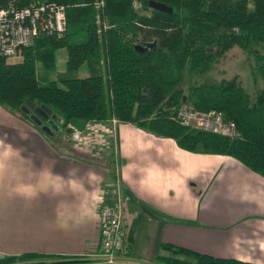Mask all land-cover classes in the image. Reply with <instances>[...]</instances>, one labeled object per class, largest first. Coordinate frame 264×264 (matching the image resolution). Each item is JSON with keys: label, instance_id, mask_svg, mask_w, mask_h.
<instances>
[{"label": "trees", "instance_id": "obj_1", "mask_svg": "<svg viewBox=\"0 0 264 264\" xmlns=\"http://www.w3.org/2000/svg\"><path fill=\"white\" fill-rule=\"evenodd\" d=\"M67 5L66 26L58 38L38 37L15 63L0 57V105L20 111L30 100L60 117L58 129H83L90 121L112 118L157 137L171 138L186 151L229 156L264 178V0H103L98 26L95 0H38ZM164 4L170 13L149 8ZM31 0H0V8L27 6ZM132 2L138 5L132 7ZM98 26V29H97ZM233 44L254 60L262 87L249 96L232 80L203 82L183 91L185 66L205 73ZM147 45H150L147 47ZM142 47H146L145 50ZM65 48L64 74L46 79L36 63L53 67L55 49ZM84 65L87 74L75 75ZM214 110L232 134L224 136L183 126L178 110ZM27 112V113H25ZM71 126V128L69 127ZM38 128L41 130L40 126ZM126 254L129 250L125 246ZM42 254L0 258V264H81L83 258L44 262ZM156 264H254L201 254L167 243L158 245Z\"/></svg>", "mask_w": 264, "mask_h": 264}, {"label": "crops", "instance_id": "obj_2", "mask_svg": "<svg viewBox=\"0 0 264 264\" xmlns=\"http://www.w3.org/2000/svg\"><path fill=\"white\" fill-rule=\"evenodd\" d=\"M85 125L74 140L75 128L47 133L0 105V258L34 253L44 262L107 264L92 259L97 211L117 181L130 253L112 264H156L160 243L264 264L263 177L130 123Z\"/></svg>", "mask_w": 264, "mask_h": 264}, {"label": "built area", "instance_id": "obj_3", "mask_svg": "<svg viewBox=\"0 0 264 264\" xmlns=\"http://www.w3.org/2000/svg\"><path fill=\"white\" fill-rule=\"evenodd\" d=\"M67 5L53 2H31L22 8L11 5L0 8V57H21V50L33 44L38 37L52 36L58 38L65 30V8ZM98 10L96 20L100 26L103 0H96ZM134 9L138 8L132 2ZM104 28V27H103ZM176 119L183 126L209 131L215 134L230 136L232 127L224 123L219 113L214 110L197 111L188 105H183L176 114ZM110 122L118 123L112 118ZM86 127V125H85ZM91 126L87 125L86 129ZM79 131L74 130V140L79 139ZM103 193L100 192L101 196ZM107 198H99L97 211L98 220V249L92 255L94 261L112 264L126 256L123 243V230L121 225V210L123 204L122 194L117 181L110 185Z\"/></svg>", "mask_w": 264, "mask_h": 264}, {"label": "rangeland", "instance_id": "obj_4", "mask_svg": "<svg viewBox=\"0 0 264 264\" xmlns=\"http://www.w3.org/2000/svg\"><path fill=\"white\" fill-rule=\"evenodd\" d=\"M95 2L93 3L94 6ZM185 2L193 6L198 5V0H185ZM100 26L104 28L108 27L105 22H103ZM255 49L259 52L264 50V42L256 45ZM65 58V48L55 49L52 60L53 67L51 69L48 68L47 70H44V68L40 65V62H37V73L45 76L46 79H56L59 75L64 74V72L66 71L64 64ZM20 59L21 57H9L7 58V62L15 63L17 61H20ZM253 63L254 60L251 56L247 55L238 45L233 44L228 50L220 53L214 59V61L210 65L209 70L205 73L191 71L188 66H185L183 72V91L185 94H187L188 88L192 86L198 85L203 82H218L219 80L224 79L234 81V83H236L246 93H248L249 96L253 97L263 85L261 78L256 74L254 75ZM86 74L87 70L84 65H81V67H79L75 71V75L77 76H84ZM49 117H52V121L55 124L60 123V117L53 114H50ZM69 127L71 128L70 125ZM81 130L83 129H80V131ZM61 131L63 132L64 130L61 129ZM86 132L88 131L84 130L83 133L85 134ZM109 132V134H111L110 137H113L114 131L110 130ZM105 136L109 138L108 135ZM96 144L99 145V143Z\"/></svg>", "mask_w": 264, "mask_h": 264}, {"label": "water", "instance_id": "obj_5", "mask_svg": "<svg viewBox=\"0 0 264 264\" xmlns=\"http://www.w3.org/2000/svg\"><path fill=\"white\" fill-rule=\"evenodd\" d=\"M149 8L161 11V12H167L170 13L171 9L167 6H165L162 3L155 2V1H148L147 3ZM150 45H147L149 47ZM143 50L146 49V47H142ZM26 109L30 111L28 114L29 119L36 125L40 126L41 130L47 133H52V131H57L58 126L52 121V117L50 118L51 111L49 108H47L44 105H35L30 100H25L24 103ZM44 123V124H43Z\"/></svg>", "mask_w": 264, "mask_h": 264}, {"label": "flooded vegetation", "instance_id": "obj_6", "mask_svg": "<svg viewBox=\"0 0 264 264\" xmlns=\"http://www.w3.org/2000/svg\"><path fill=\"white\" fill-rule=\"evenodd\" d=\"M44 124V123H43Z\"/></svg>", "mask_w": 264, "mask_h": 264}]
</instances>
